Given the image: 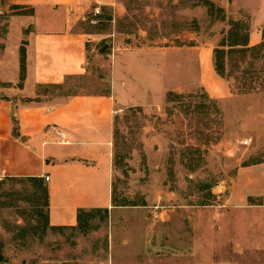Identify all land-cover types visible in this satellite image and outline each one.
I'll return each instance as SVG.
<instances>
[{"label":"rangeland","instance_id":"1","mask_svg":"<svg viewBox=\"0 0 264 264\" xmlns=\"http://www.w3.org/2000/svg\"><path fill=\"white\" fill-rule=\"evenodd\" d=\"M119 2L116 18L106 8L83 10L77 28L95 51L82 75L39 87L36 101L108 94L113 57L127 43L188 48L182 36L196 31L201 42L220 32L218 45L228 47L241 43L249 26L245 11H224L217 0ZM224 47L218 57L232 97L264 95V42L249 52ZM169 75L153 84L148 101L140 91L142 104L115 107L110 209L82 213L71 228L51 227L42 181L0 179V264H264V220L250 207L264 198L244 208L226 203L236 169L264 159V113L228 116L224 101L209 99L187 67L181 83L176 71ZM259 102L256 109L264 107ZM248 120L257 122L256 138Z\"/></svg>","mask_w":264,"mask_h":264},{"label":"crops","instance_id":"2","mask_svg":"<svg viewBox=\"0 0 264 264\" xmlns=\"http://www.w3.org/2000/svg\"><path fill=\"white\" fill-rule=\"evenodd\" d=\"M217 2L224 11L232 6L249 16L244 46L235 49L264 42V0ZM95 7L111 10L114 18L123 11L119 0H0V179L42 181L47 191V221L56 228L74 227L80 214L112 207L115 109L142 104L140 91L148 101L153 84L167 81L170 71H176L177 83H181L187 67L209 99L224 101L228 116L264 113V107L254 106L264 95L232 97L228 80L216 73L214 50L220 48V32L202 42L200 33L187 32L182 38L191 42L188 48L127 43L113 57L108 94L36 101L39 87L62 85L67 78L83 74L96 46L77 23L83 10ZM228 26L222 25L224 32ZM245 122L256 138L253 126L257 122ZM58 133H63L65 143H60ZM263 198L264 159L239 166L229 186L228 206L244 208L248 199ZM250 207L258 209L264 220V204Z\"/></svg>","mask_w":264,"mask_h":264},{"label":"trees","instance_id":"3","mask_svg":"<svg viewBox=\"0 0 264 264\" xmlns=\"http://www.w3.org/2000/svg\"><path fill=\"white\" fill-rule=\"evenodd\" d=\"M245 41H246V37L244 38V40L241 43L228 45V48H229L228 50H235L233 48L236 47V46H244ZM219 46L223 48L225 45L221 44ZM259 46H261V44ZM259 46H256V47H253V48H244V47H242L241 49H237V50L238 51H243V52H249L251 50H255ZM223 50L224 49H220V48H216L214 50V69H215L216 73H218L220 76L225 77L224 70H223L224 66L222 65L223 62H221V59H219V57H218V55L220 53L222 55L224 54ZM23 71H24V68H23V63H22L21 72L23 73ZM243 88H244V91H246V92H249V91L253 90V88H252V86L250 84H243ZM34 180H37V179H34ZM46 207H47V191H46ZM79 216H78V218H79ZM46 218H47V213H46Z\"/></svg>","mask_w":264,"mask_h":264},{"label":"built area","instance_id":"4","mask_svg":"<svg viewBox=\"0 0 264 264\" xmlns=\"http://www.w3.org/2000/svg\"><path fill=\"white\" fill-rule=\"evenodd\" d=\"M0 14H1V12H0ZM58 139H59L60 143H65L66 142V141H64L63 133H58ZM239 144L242 145V146H246V145H248V141L247 140H242V141H240ZM45 179H47V178H45ZM157 210H158V207H154L155 217H157L159 220H163L162 219V212H158Z\"/></svg>","mask_w":264,"mask_h":264},{"label":"water","instance_id":"5","mask_svg":"<svg viewBox=\"0 0 264 264\" xmlns=\"http://www.w3.org/2000/svg\"><path fill=\"white\" fill-rule=\"evenodd\" d=\"M155 125H157V123H155Z\"/></svg>","mask_w":264,"mask_h":264}]
</instances>
